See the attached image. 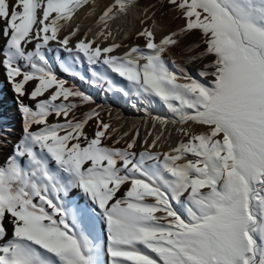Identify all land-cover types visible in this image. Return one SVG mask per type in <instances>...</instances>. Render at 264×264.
<instances>
[{
    "label": "snow or ice",
    "instance_id": "snow-or-ice-1",
    "mask_svg": "<svg viewBox=\"0 0 264 264\" xmlns=\"http://www.w3.org/2000/svg\"><path fill=\"white\" fill-rule=\"evenodd\" d=\"M139 2L0 0L22 121L4 157L0 117V264H264V0H155L143 44L118 42ZM85 9L92 26L68 30ZM157 12L183 23L158 39ZM58 71L171 116L121 132L99 105L80 113L94 96ZM169 124L180 139L162 150Z\"/></svg>",
    "mask_w": 264,
    "mask_h": 264
},
{
    "label": "bare ground",
    "instance_id": "bare-ground-1",
    "mask_svg": "<svg viewBox=\"0 0 264 264\" xmlns=\"http://www.w3.org/2000/svg\"><path fill=\"white\" fill-rule=\"evenodd\" d=\"M108 3H110V0H96V4L98 5L97 15L99 14V11L102 10L104 6ZM148 5L149 2H147L146 0H140L139 6L136 9H133L127 17H121L113 23L112 27L114 29L119 27L123 30L122 33L117 36L118 42L126 43L129 45L143 44V40L134 39L133 34L140 30V19L142 18L140 13L143 11V8L147 7ZM86 12L87 9L82 10L78 14H76L69 22L68 30H71V28H74L76 25L80 24L82 25L81 34H83V32H85L89 27H91L94 23L95 16L91 19H87ZM173 16L174 13L172 12L170 19L173 18ZM154 19L158 22L156 28L154 29L158 39L162 34H165L168 30H172L170 23L166 21L164 22L163 17L160 16L159 12H157ZM148 24L151 25L152 22L148 21ZM2 27L3 25L0 24V28ZM64 34H66V32L62 31L61 35ZM3 43L4 40L0 38V46H2ZM28 47L29 49H31L33 46L28 45ZM53 47H55L54 44ZM49 55L54 58L55 53L52 52L49 53ZM61 56L63 58H66L67 53L61 52ZM170 57L181 62L184 60V54L180 51L179 48H177L174 53L170 54ZM195 66L196 65L194 64L187 65V67L192 71L193 74H195ZM58 74L61 75L63 78L69 79L70 82L76 83L84 91L94 96L96 103L94 105H89L87 107L81 108L80 113L89 110L91 107L99 105L101 108V116L103 117V119L106 122L110 120L112 126L120 128L121 132L138 127L140 131V138L143 139L149 130H152L153 135L158 134L161 130L159 125H157L155 129L152 128V116H171L167 109L158 102L148 105L147 110H145L144 106L139 105V102L134 97L126 98L119 92L102 91L97 89L96 87L90 86L88 83L81 82L78 79L73 81V78L66 77L65 74H63L62 72L58 71ZM117 82L121 83V81L119 80ZM0 85H2V87H0V117H2V128L4 133L6 134V140L9 142L7 143V146L4 148L3 151V156L6 157L12 151V144L15 143L21 135L22 121L21 114L17 110L13 92L5 80L4 69L2 67H0ZM27 87L31 89L32 85L29 84ZM133 103L138 104V107H132L131 105ZM109 112L111 113V116H109ZM49 119L52 120L53 118L50 117ZM141 126L143 127L140 130ZM93 127L94 125L86 127V131L90 136L92 135ZM177 127H179V125L169 124L167 126V130L165 131V137H167V139L164 140L162 143V150H167L169 145L175 146V144L180 139V137L175 131ZM169 133H171L170 136ZM109 143L111 142L109 141ZM7 227L9 230L11 229L10 224H7Z\"/></svg>",
    "mask_w": 264,
    "mask_h": 264
},
{
    "label": "rangeland",
    "instance_id": "rangeland-1",
    "mask_svg": "<svg viewBox=\"0 0 264 264\" xmlns=\"http://www.w3.org/2000/svg\"><path fill=\"white\" fill-rule=\"evenodd\" d=\"M147 2H149V4L150 3H154L155 2V0H146ZM172 13V12H171ZM171 13L169 14V15H167V16H164L163 17V21L165 22H169L170 23V26H171V28H172V30H174V29H176L177 27H179L182 23H183V21L182 20H179V19H175L174 17H176V13L175 12H173L174 13V16H173V18H171L170 19V17H171ZM151 21V20H150ZM152 22V21H151ZM185 43H188V41H185ZM183 47V45H181V48ZM171 58V57H170ZM195 69H196V66L194 67V72H195ZM193 75H195V74H193ZM142 127L143 126H141L140 127V130L142 129ZM118 195H120V193H118ZM9 230V229H8ZM97 232H99L100 231V226L99 225H97ZM11 233V229L9 230V234ZM105 259H107L106 257H105Z\"/></svg>",
    "mask_w": 264,
    "mask_h": 264
}]
</instances>
